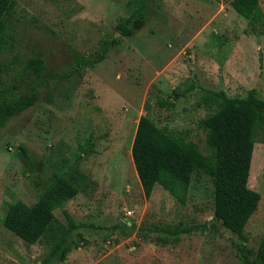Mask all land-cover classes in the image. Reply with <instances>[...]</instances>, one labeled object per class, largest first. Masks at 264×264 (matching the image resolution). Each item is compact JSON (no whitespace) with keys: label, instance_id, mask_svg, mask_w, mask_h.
Returning <instances> with one entry per match:
<instances>
[{"label":"rangeland","instance_id":"rangeland-1","mask_svg":"<svg viewBox=\"0 0 264 264\" xmlns=\"http://www.w3.org/2000/svg\"><path fill=\"white\" fill-rule=\"evenodd\" d=\"M21 47L0 36V88L37 102L0 130V264H41L49 246L26 245L2 225L7 205L32 206L54 174L77 188L55 210L79 226L66 260L52 264H250L264 240V109L252 106L260 201L241 235L214 217L213 184L195 171L180 204L161 186L144 197L131 156L137 124H154L208 155L203 121L251 89L264 100V0L245 20L230 0H154L144 28L105 59L77 69L117 35L133 0H15ZM30 50L46 69L29 74ZM252 138V137H251ZM23 148L28 159L22 157ZM252 190V189H251ZM189 229L175 236L172 231Z\"/></svg>","mask_w":264,"mask_h":264},{"label":"trees","instance_id":"trees-1","mask_svg":"<svg viewBox=\"0 0 264 264\" xmlns=\"http://www.w3.org/2000/svg\"><path fill=\"white\" fill-rule=\"evenodd\" d=\"M58 3L59 0H48ZM154 0H133L130 13L118 18L117 35L101 41V50L94 57L76 56L77 69L102 62L109 49L121 38H129L146 25L150 5ZM15 0H0V36L21 47L23 38L15 32L11 21ZM259 0H230L231 8L243 19L250 20ZM31 59L25 69L40 76L46 69L44 61L30 50ZM218 101L217 110L203 121L209 154L204 155L192 142H186L157 127L148 113L138 121L131 156L144 197L149 199L155 185L161 186L180 204H185L188 187L195 171H202L212 181L214 217L233 234L241 235L248 220L257 210L259 147L254 144L255 115L251 109H264V100L255 89L244 97L230 98L223 92L208 91ZM36 92H21L17 96L10 88H0V130L7 123L37 102ZM252 137V138H251ZM22 157L28 159L23 148ZM252 189V190H251ZM76 186L60 174H54L32 206L22 201L7 205L2 225L26 245L44 240L49 252L41 264L66 260V239L78 227L67 216V226L60 224L54 212L77 195ZM189 229L172 231L177 237ZM250 264H264V240Z\"/></svg>","mask_w":264,"mask_h":264}]
</instances>
